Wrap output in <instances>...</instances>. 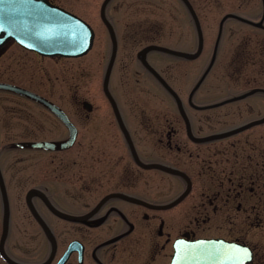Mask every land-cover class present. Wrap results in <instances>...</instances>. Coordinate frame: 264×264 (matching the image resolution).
Here are the masks:
<instances>
[{
    "label": "flooded vegetation",
    "instance_id": "af4514ba",
    "mask_svg": "<svg viewBox=\"0 0 264 264\" xmlns=\"http://www.w3.org/2000/svg\"><path fill=\"white\" fill-rule=\"evenodd\" d=\"M40 1L88 24L93 45L98 39L109 44V54L101 83L87 90L88 70L102 74L99 63L106 60V52L98 51L87 66L93 45L79 58L42 56L14 39L0 48L1 152L12 157L0 170V264H188L183 254L204 241L221 245L227 264H264V39L236 37L237 27L227 26L264 32V0L207 23L228 42L259 49H239L230 59L224 70L228 87L218 88L221 100L195 102L198 83L192 86L185 103L198 111L222 108V117L183 119L177 109L180 123H152L143 110L132 109L129 122L111 90L129 88L110 86L114 65L122 76L138 77L135 61L150 74L130 52L140 22L129 0ZM191 22L196 43L187 54L199 44ZM110 33L116 50L107 88L117 116L103 91L113 53ZM216 39L204 52L203 37L193 60L205 53L213 57ZM247 60L250 69L244 67ZM182 68L176 62L160 72L176 76ZM195 69L192 65L190 74ZM17 89L45 99L67 117L76 130L69 148L28 146L65 142L71 132L47 105ZM215 119L225 121V131L213 132Z\"/></svg>",
    "mask_w": 264,
    "mask_h": 264
},
{
    "label": "rangeland",
    "instance_id": "374dc122",
    "mask_svg": "<svg viewBox=\"0 0 264 264\" xmlns=\"http://www.w3.org/2000/svg\"><path fill=\"white\" fill-rule=\"evenodd\" d=\"M135 13V20L140 22V28L135 33L137 41L134 45H131L130 52L135 59V56L143 48L153 45L173 51L183 52L190 51L191 47L196 43V35L192 27V19L187 8L181 2V0H129ZM191 4L196 16L199 20L200 27L204 37V52L207 47L210 49L213 46L214 38L217 36L219 47L213 57L210 58L205 53L202 57L197 60H185L177 58L168 54L151 52L147 55L148 63L156 70L161 78L170 86V88L178 95L179 99L183 104V109L187 117L192 115L201 117L218 118L222 117L223 109L209 110V111H198V107H191L187 105L186 100L192 86L196 84L194 88V95L192 96L193 101L210 104L214 101L222 99V94L218 93V88H227V81L224 77V70L227 69L229 61L233 58L235 53H240L243 48L249 52L256 48L257 44H248L242 46L238 44V40H231L228 42L224 35L221 36L216 34V25L213 28H208V22L219 21L226 12H245L244 8H248L249 4L255 6L257 0H188ZM260 5V4H259ZM259 8L257 9V13ZM246 14V13H243ZM251 19H255V15H251ZM234 25L236 29V37L248 36L254 38V42L259 39H264V32L261 30L250 29L249 26H245L239 23L227 24V26ZM241 27V28H240ZM245 27L246 29H243ZM247 31V34H246ZM224 36V37H223ZM222 38V39H221ZM109 49V44H103L101 40H97L94 43L91 53L87 56L88 65L95 63V54L98 51L106 52V60L100 61L99 66L103 63L102 74L98 70L91 72L88 70V74L85 79L86 89L89 90L91 86L101 83L102 76L105 71ZM241 49V51L239 50ZM208 52V51H207ZM193 61V62H191ZM246 61V60H245ZM178 65L183 67L176 74L172 71V76H165L164 68L167 66L168 69H174ZM248 66H244L245 69H250L251 65L247 60ZM133 69L139 71L136 77L132 72L124 74L117 71V66L114 65L113 72L110 77V86H128L129 88H111L115 95L116 101L122 109L124 115L131 122L129 111H144L143 117L149 119L152 123H157L160 120H167L169 122H179V114L176 108V104L171 95L147 72L143 69L139 70L135 61L131 62ZM193 66H197L198 70L195 69L190 74V69ZM226 71V70H225ZM101 76V79H100ZM122 76V77H121ZM180 86L176 85L175 79ZM184 81H183V79ZM231 88V86H230ZM93 90L95 88H92ZM101 102L105 100L103 98ZM136 113V112H134ZM227 124L223 119H215V125L213 132L221 133L225 131ZM0 170L2 171L5 166L11 162L12 157L7 153L1 152L3 142H0Z\"/></svg>",
    "mask_w": 264,
    "mask_h": 264
},
{
    "label": "water",
    "instance_id": "95a60500",
    "mask_svg": "<svg viewBox=\"0 0 264 264\" xmlns=\"http://www.w3.org/2000/svg\"><path fill=\"white\" fill-rule=\"evenodd\" d=\"M108 1L109 0H105L103 5ZM181 2L187 8L196 28L199 42L197 52L194 54H187L150 45L138 53V58L147 71L171 95L180 115L183 119H186L178 95L146 61V55L150 52L164 53L188 60L196 59L200 55L203 36L199 20L188 0H181ZM110 35L112 38L113 53L109 68L104 77L103 84L105 88H103V91L107 100L115 109V114L117 116L116 105L107 88L110 68L116 50L113 33H110ZM8 39H14L22 47L42 56L79 58L86 55L91 50L94 41V33L90 26L77 16L58 7L45 5L40 0H0V48ZM16 91L47 105L71 132V136L65 142H36L30 143L28 146L57 151L69 148L75 139L76 130L67 117L45 99L25 90L17 89ZM2 186L3 180L0 172V188H2ZM31 193H34V191H31L29 195H32ZM188 251L187 256L183 254L188 264H191V262L197 264H227L225 252L219 244L206 241L199 242L188 247ZM177 258L178 254L175 261Z\"/></svg>",
    "mask_w": 264,
    "mask_h": 264
}]
</instances>
